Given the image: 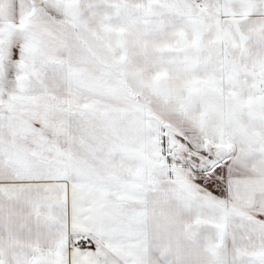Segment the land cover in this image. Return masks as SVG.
<instances>
[{"label": "snow or ice", "instance_id": "obj_1", "mask_svg": "<svg viewBox=\"0 0 264 264\" xmlns=\"http://www.w3.org/2000/svg\"><path fill=\"white\" fill-rule=\"evenodd\" d=\"M0 264H264V0H0Z\"/></svg>", "mask_w": 264, "mask_h": 264}]
</instances>
